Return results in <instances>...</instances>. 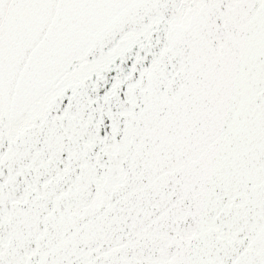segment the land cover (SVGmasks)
Returning <instances> with one entry per match:
<instances>
[{
    "label": "snow or ice",
    "instance_id": "1",
    "mask_svg": "<svg viewBox=\"0 0 264 264\" xmlns=\"http://www.w3.org/2000/svg\"><path fill=\"white\" fill-rule=\"evenodd\" d=\"M0 264H264V0H0Z\"/></svg>",
    "mask_w": 264,
    "mask_h": 264
}]
</instances>
